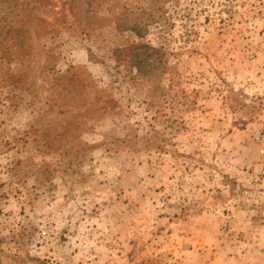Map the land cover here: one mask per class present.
<instances>
[{
    "label": "rangeland",
    "instance_id": "1",
    "mask_svg": "<svg viewBox=\"0 0 264 264\" xmlns=\"http://www.w3.org/2000/svg\"><path fill=\"white\" fill-rule=\"evenodd\" d=\"M0 264H264V0H0Z\"/></svg>",
    "mask_w": 264,
    "mask_h": 264
},
{
    "label": "trees",
    "instance_id": "2",
    "mask_svg": "<svg viewBox=\"0 0 264 264\" xmlns=\"http://www.w3.org/2000/svg\"><path fill=\"white\" fill-rule=\"evenodd\" d=\"M131 30H136V32L138 33V35L142 36V32H141V28L139 26V24H135L133 26L130 27Z\"/></svg>",
    "mask_w": 264,
    "mask_h": 264
}]
</instances>
